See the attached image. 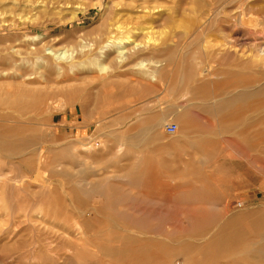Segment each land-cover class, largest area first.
I'll use <instances>...</instances> for the list:
<instances>
[{"label":"rangeland","instance_id":"1","mask_svg":"<svg viewBox=\"0 0 264 264\" xmlns=\"http://www.w3.org/2000/svg\"><path fill=\"white\" fill-rule=\"evenodd\" d=\"M10 18L1 36L69 56L48 81L29 60L5 96L16 138L45 150L0 152V264H264V0H0ZM117 20L127 64L107 42Z\"/></svg>","mask_w":264,"mask_h":264},{"label":"bare ground","instance_id":"2","mask_svg":"<svg viewBox=\"0 0 264 264\" xmlns=\"http://www.w3.org/2000/svg\"><path fill=\"white\" fill-rule=\"evenodd\" d=\"M14 1V0H13ZM18 1V0H17ZM37 1V0H36ZM40 1V0H39ZM244 1V0H243ZM259 1V0H258ZM20 2V1H19ZM29 1H27L28 3ZM256 2V0H255ZM7 3V2H6ZM33 3V1H32ZM42 3V2H41ZM41 3L40 6H41ZM247 3V2H246ZM259 3V2H257ZM257 3H253L254 4H257ZM29 4V3H28ZM38 4V3H36ZM43 4V3H42ZM20 5V4H19ZM22 5V4H21ZM35 5H33L32 7L33 8H37V5L36 7H34ZM6 7V6H5ZM9 7V6H8ZM12 7V6H11ZM20 7V6H19ZM45 7V5L43 6ZM48 7V6H47ZM7 8V7H6ZM227 8V6H226ZM17 9V8H16ZM2 10V9H1ZM6 10V9H5ZM23 10V9H22ZM35 10V9H34ZM223 11V9H221ZM220 10V11H221ZM226 9H224L225 11ZM11 11V10H10ZM219 11V10H218ZM223 11V12H224ZM233 11V9H232ZM25 12V11H24ZM29 12V11H28ZM229 12H230V8H229ZM229 12H227V14H229ZM2 13V12H1ZM23 13V12H22ZM220 13V12H219ZM218 13V14H219ZM3 14V13H2ZM7 14V13H6ZM16 14V13H15ZM217 14V13H216ZM217 14V15H218ZM224 14V13H223ZM5 15V13H4ZM33 15V14H32ZM150 15V14H149ZM3 16V15H2ZM8 16V15H7ZM28 16V15H27ZM34 16V15H33ZM39 16V15H38ZM139 16V15H138ZM9 17V16H8ZM16 17V16H15ZM23 17V16H22ZM4 18V17H3ZM29 18V17H28ZM27 18V19H28ZM38 18V17H37ZM42 18V17H41ZM141 18L142 20L141 21H146V22H149V19L146 18L145 16L143 17H139ZM26 19V20H27ZM5 21H7L5 18H4ZM3 20V21H4ZM11 20V18H10ZM24 20V21H26ZM31 20V19H30ZM34 20V19H33ZM48 20V19H47ZM211 20V19H210ZM263 20V19H262ZM4 21V22H5ZM15 21H18V18L17 20ZM12 18L11 21H8L10 23H7V24H2L0 25V29H3L2 27H5L6 29L8 30H12L14 28V26L16 25V22H15ZM20 21V20H19ZM18 21V22H19ZM217 21V20H216ZM29 22V21H28ZM46 22V21H45ZM24 23V22H23ZM151 23V22H150ZM149 23V24H150ZM260 17L259 15L257 14H253L251 12H248V11H243L241 14H240V24L241 26L243 27H246L249 29L252 28L253 31L254 29H259L260 28ZM29 24V23H28ZM6 25V26H5ZM17 26V25H16ZM15 26V27H16ZM24 27H27L26 24H23ZM29 26V25H28ZM36 27V26H35ZM153 28V27H152ZM123 29V26L122 24L120 23V20H117L116 22H114L112 24V26L106 31V37H107V42L108 43H112L113 47L115 46V49L111 52L113 53H116V56H115V59L117 61V63H123L125 64L126 63V60H128L130 58V48L128 46V44H126V42H128L127 40L126 41H123V38L121 37H117V33L119 31H122ZM143 29V28H140V30ZM7 30V31H8ZM14 30V29H13ZM28 30V29H27ZM105 31V30H103ZM261 31V30H260ZM9 32V31H8ZM17 32V31H16ZM14 33V32H13ZM19 33V32H18ZM123 33V32H122ZM115 34V35H114ZM14 35V34H13ZM17 35V34H16ZM29 35V34H28ZM31 35V34H30ZM10 36H12L10 34ZM10 36H1L0 35V152H4V153H10V154H26L28 152H32L33 150H35L36 148L37 149H40L41 151H44L45 147L42 145L40 146L39 148L36 147L37 143H38V140L37 138L38 137H33L31 139H20V138H16L17 136V131L8 126L7 123L9 122H16L18 118H16V115L14 114L18 109H15V100H14V104H10L8 103V100L5 98V96H9L10 95V90L12 88L15 87V85H18V87L20 86V89H21V85L26 83V76L31 74L30 73V68L29 69H25V66L26 65L25 63L28 62L29 60H33V65L36 64V66L38 65V69H41V73H42V76L44 77V80L45 81H48L54 74H55V69H53V63L51 62V58L52 57H55L57 59L59 58H66L68 55L67 51H62V50H59V49H55V48H52L53 47V44H50V43H47V42H40V44L38 43H30L28 42V39H19V37L21 35H19V37H10ZM18 36V35H17ZM23 36V35H22ZM21 36V37H22ZM27 36V35H26ZM20 37V38H21ZM125 38V37H124ZM129 38V36L127 37ZM65 40V39H64ZM83 40L82 38L80 39V41ZM109 40V41H108ZM220 40V39H219ZM39 41V40H38ZM76 42V41H74ZM82 42V41H81ZM218 42V41H217ZM77 43V42H76ZM129 43V42H128ZM132 43V42H131ZM75 44V43H74ZM105 44V43H103ZM107 44V43H106ZM105 44V45H106ZM130 44V43H129ZM219 44V43H218ZM85 45V44H83ZM87 45V44H86ZM109 45V44H107ZM106 45V46H107ZM92 46V45H91ZM143 46L142 43H135V47L136 48H141ZM224 46V45H223ZM82 47V46H81ZM80 47V48H81ZM79 48V49H80ZM87 48V47H86ZM93 48V47H91ZM110 48V47H109ZM94 49V48H93ZM106 49V47H103V46H100V53L102 56L105 55V57H110L113 53H109V54H106L107 52H104V50ZM108 49V48H107ZM111 49V48H110ZM109 49V50H110ZM113 49V48H112ZM111 49V50H112ZM46 50H49V54L46 53L47 51ZM81 50V49H80ZM87 50V49H86ZM92 50V49H91ZM62 51V52H61ZM93 51V50H92ZM151 51V50H150ZM79 52V51H78ZM82 52V50H81ZM93 53V52H92ZM94 54V53H93ZM145 54V53H143ZM52 55V56H50ZM132 55V54H131ZM69 56V55H68ZM133 56V55H132ZM96 57H94L95 59ZM61 60V59H60ZM97 60V59H95ZM138 60V59H137ZM148 60V59H147ZM159 60V59H158ZM156 59H153V60H148V61H145L144 60H141V61H138L136 63V66L140 67L141 69H143L144 71H146L147 73L150 74L151 78L153 80H156L157 79V74H159L160 71L164 70V66L163 64L160 63V61H158ZM54 61V60H53ZM256 63H257V66H259V70L261 71L258 72L259 73V81H260V87L257 89V94L260 96L264 95V51L263 49L259 48L258 50V53L255 55V60H254ZM30 62V61H29ZM51 63L53 65H51ZM24 64V65H23ZM127 64V63H126ZM131 64V63H130ZM219 64V63H218ZM23 65V66H22ZM70 65V64H69ZM75 66V65H73ZM99 66L102 68V69H105L107 68V65H105L104 63L102 64H99ZM24 67V68H23ZM215 67V66H213ZM217 67V66H216ZM215 67V68H216ZM261 67V68H260ZM56 68V67H55ZM62 68V66H61ZM209 68V67H208ZM207 68V69H208ZM64 69V68H63ZM206 69V71H207ZM57 70H60V69H57ZM204 73V72H203ZM206 73V72H205ZM60 74V73H59ZM7 75V77H6ZM3 77V78H1ZM9 78H12L9 80ZM203 78H205V74H203ZM1 79H3V81H1ZM222 79V78H221ZM15 80V81H13ZM18 80V81H17ZM66 81V80H65ZM51 82V81H50ZM188 89V88H187ZM193 89V88H192ZM205 90L207 91V89L205 88ZM18 91V90H17ZM164 92V91H163ZM208 92V91H207ZM13 94L15 95L16 93L13 92ZM12 96V95H11ZM210 96V95H209ZM14 97V96H13ZM15 98V97H14ZM13 100V99H12ZM174 100V99H173ZM232 101V98H227L225 99L222 104H228L229 102ZM232 103V102H231ZM18 107V105H17ZM20 108V107H19ZM11 109L14 111L11 112ZM24 111H25V108H23ZM22 109V111H23ZM259 109L260 111L262 109H264V99H260L259 101ZM21 111V109H20ZM140 111V110H139ZM28 113L30 112L27 111ZM263 112V111H262ZM24 113V112H23ZM26 113V112H25ZM20 115V114H19ZM27 116V114H26ZM25 116V117H26ZM261 116V114H260ZM33 117V116H31ZM21 118V117H20ZM30 118V115L29 117ZM24 120V118H22ZM264 121V115L260 118ZM20 120V119H19ZM22 120V121H23ZM26 120V119H25ZM32 121V119H31ZM130 122V121H129ZM172 122V121H171ZM18 123V122H17ZM20 123V122H19ZM31 123V122H30ZM107 130V129H106ZM148 133V132H147ZM257 133L259 134H262L264 135V126L261 127V128H258L257 129ZM176 136V135H175ZM5 137H15L16 139L14 140H11V141H7L5 140ZM179 146V145H178ZM175 147V146H174ZM180 148V147H179ZM43 155V153H42ZM42 158V157H41ZM45 158V157H44ZM126 162V161H125ZM124 165V164H123ZM104 166V165H103ZM2 175H0V178H1ZM40 176V174H39ZM37 179H38V175H37ZM1 180V179H0ZM140 196H146V193H140L139 194ZM142 198V197H141ZM148 199V198H147ZM156 199V198H155ZM142 200H144V197L142 198ZM149 200V199H148ZM154 201V199H153ZM156 201V200H155ZM70 236V235H69ZM207 239V238H206ZM217 237L215 236L213 238L214 241H217L216 240ZM193 245V244H192Z\"/></svg>","mask_w":264,"mask_h":264},{"label":"built area","instance_id":"3","mask_svg":"<svg viewBox=\"0 0 264 264\" xmlns=\"http://www.w3.org/2000/svg\"><path fill=\"white\" fill-rule=\"evenodd\" d=\"M179 129V126L177 123L175 122H170L167 124V127H166V130L167 132L171 133V134H174L178 131Z\"/></svg>","mask_w":264,"mask_h":264}]
</instances>
